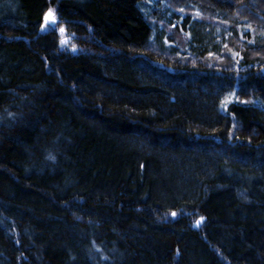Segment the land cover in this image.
Instances as JSON below:
<instances>
[{"label":"trees","instance_id":"16d2710c","mask_svg":"<svg viewBox=\"0 0 264 264\" xmlns=\"http://www.w3.org/2000/svg\"><path fill=\"white\" fill-rule=\"evenodd\" d=\"M142 2L0 0V264H264V0Z\"/></svg>","mask_w":264,"mask_h":264},{"label":"rangeland","instance_id":"374dc122","mask_svg":"<svg viewBox=\"0 0 264 264\" xmlns=\"http://www.w3.org/2000/svg\"><path fill=\"white\" fill-rule=\"evenodd\" d=\"M256 1V0H252ZM140 8L146 13V14H152L153 17L159 18L161 22H167L170 27H173L176 24H180L183 19V15H185L183 10L180 12H176L173 10H169L165 0H143V2L140 4ZM196 13V12H194ZM193 14V13H192ZM192 19L189 25H187L188 32L191 33V43L186 46L185 51L181 49V46L179 43H175L173 41L167 40V35L163 31V26L159 25L156 28L153 29L152 35H151V41L158 42L160 46L167 49H172L174 53L176 54H183V52H193V54L199 53V49H203L206 52L207 50V40L213 45L214 49L217 53L213 54V52L210 53V55L220 56L222 54L223 47L226 45L229 41L230 43H237L238 41H235L234 36L237 35V33L240 32H246L248 31L250 35H253L254 30L251 23L246 22H237L235 25H230L226 22H223L219 19L209 21L207 19L202 20L201 18L197 17L196 14H193ZM196 20H195V19ZM174 24V25H173ZM264 28V25L263 27ZM43 29H56L58 33L62 36L60 39V46H67L68 38L65 37L64 27L59 24V20L55 13L52 10H49L45 13L44 16V23H43ZM252 34H251V33ZM156 34V35H155ZM263 32H257V35H253V38L249 39L248 45H254L256 42V39H261L263 37ZM161 37H160V36ZM181 38L180 36L175 37V40L179 41ZM202 40V41H201ZM181 45L183 44L182 41H180ZM232 44V45H233ZM175 48V49H174ZM227 52V51H225ZM207 54V52H206ZM209 54V52H208ZM229 54V53H228ZM232 58L236 57V53L229 54ZM234 94L230 93L228 94L222 103V107L226 106L228 103L234 100ZM258 107H261L264 109L263 103H258Z\"/></svg>","mask_w":264,"mask_h":264},{"label":"bare ground","instance_id":"6f19581e","mask_svg":"<svg viewBox=\"0 0 264 264\" xmlns=\"http://www.w3.org/2000/svg\"><path fill=\"white\" fill-rule=\"evenodd\" d=\"M149 19H150V18H149ZM182 22H183V21H182ZM164 24H165V23H164ZM173 25H174V24H173ZM177 25H178V24H177ZM165 26H166V25H165ZM168 28H169V27H168ZM155 35H156V34H155ZM159 36H160V35H159ZM160 37H161V36H160ZM153 40H154V39H153ZM174 49H175V48H174ZM223 100H224V99H223ZM223 100H222V101H223ZM222 103H223V102H222ZM221 111H222V110H221Z\"/></svg>","mask_w":264,"mask_h":264}]
</instances>
